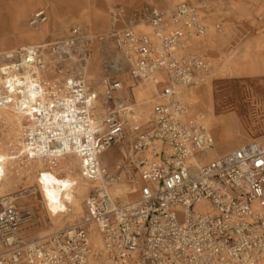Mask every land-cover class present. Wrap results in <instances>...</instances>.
Masks as SVG:
<instances>
[{"label": "built area", "instance_id": "1", "mask_svg": "<svg viewBox=\"0 0 264 264\" xmlns=\"http://www.w3.org/2000/svg\"><path fill=\"white\" fill-rule=\"evenodd\" d=\"M47 20L38 9L28 26ZM205 30L188 2L132 17L114 5L103 34L74 25L65 38L5 56L0 108L23 119L20 156H73L89 188L83 217L34 238L21 235L28 214L1 197L0 264H264V147L205 161L211 133L178 96L211 71L207 58L187 52ZM148 79L157 102L139 123L130 94ZM115 147L109 170L101 157ZM116 186L125 192L113 194Z\"/></svg>", "mask_w": 264, "mask_h": 264}, {"label": "rangeland", "instance_id": "2", "mask_svg": "<svg viewBox=\"0 0 264 264\" xmlns=\"http://www.w3.org/2000/svg\"><path fill=\"white\" fill-rule=\"evenodd\" d=\"M183 2L200 9L206 27L203 35L191 40L187 52L207 58L211 62V71L197 84L185 90L183 88L187 94L179 99L191 108L188 116L198 117L209 129L213 145L208 155L226 151V143L231 147L225 154L248 143L264 147V0H0V54L31 45L29 42H17L18 33L29 36L33 33L43 35L49 31L43 42L67 37L74 25L91 35L103 34L109 27L110 10L114 5L122 6L124 15L132 17L146 6L169 10ZM25 5L21 25L14 28L13 16L17 9ZM38 9L46 11L48 20L45 25L48 26L29 29V18ZM93 13L104 16L101 25L95 26ZM138 29L151 33L147 27ZM3 57H0V66L5 60ZM231 61L247 73L239 75L228 70ZM123 79L129 86L127 78L124 76ZM131 93L130 102L137 121L144 123L157 102L153 80L134 85ZM193 95L201 99L197 101ZM9 111L12 122H0V163L3 170L0 198L6 196L16 209L28 214L21 228L24 238L43 237L83 217L82 202L88 189L79 201L82 209H74L62 201L64 211L52 216L40 191V173L48 170L57 179L75 182L77 186L72 190L87 183L78 175V161L75 158H60L52 162L22 158L19 148L23 119L20 122L13 111ZM118 156L119 150L115 147L101 157V162L111 170ZM69 171L72 173L69 174ZM117 190L121 191L117 195L125 192L123 187L116 186L112 189L113 194ZM91 230V242L97 246L98 231L95 227Z\"/></svg>", "mask_w": 264, "mask_h": 264}, {"label": "bare ground", "instance_id": "3", "mask_svg": "<svg viewBox=\"0 0 264 264\" xmlns=\"http://www.w3.org/2000/svg\"><path fill=\"white\" fill-rule=\"evenodd\" d=\"M28 5L29 4H27V6ZM25 7H26V5L23 6L22 8H19L16 10V13L13 16V25L12 26L14 28H18L21 25L20 20H21L22 14L24 12L23 8H25ZM92 19H93V22L95 23V26H99L104 22V16H99V15H96L94 13H93ZM47 26L48 25H45L44 27H47ZM41 27H42V25L39 28H41ZM39 28H37V29H39ZM27 37H28V35H24L21 33L16 34V40L17 41H18V39L24 40ZM9 53L10 52L2 53V54H0V57L2 58L4 56L3 57V59H4L5 56L8 55ZM97 61H98L97 59H94V63L96 64V66H97ZM184 90H185V88H184ZM184 90H183V88L178 89V96L179 97H181ZM193 97H195L197 99V101H198V99H201V97L198 95H193ZM9 109H11L13 111V114L16 117V119L20 120V122H21L22 118L18 116L17 112L15 111V108L12 106L0 108V122L4 123V122H10L11 121V113H10ZM230 147H231V145L228 143H226L224 145L225 150H229ZM65 158L70 159V158H75V157L65 156L64 158L62 157L61 159H65ZM58 159H60V158H58ZM207 159L211 160L210 154L208 155ZM0 160H1V157H0ZM36 160L38 161L41 159H36ZM42 161H45V160H42ZM46 161L49 162L50 160H46ZM50 162H52V161H50ZM78 164H79V162H78ZM68 173L71 174L72 171H69ZM2 175H3V170H2L1 163H0V183H1ZM40 178L41 179L38 180V182L40 184V191L43 195L42 197L46 201L49 212L52 214V216L58 215V211L62 207V201H64V203L67 205L73 206L74 209H82V206H81L82 204L79 201L81 200V197L84 194V191L88 189L87 184L82 183L81 185H78V188L76 190H72V187H71L72 182L71 181H69L68 179H57L48 170L42 171L40 173ZM76 186H77V184H75V187ZM120 192H121L120 190H117L114 192V194L117 195ZM64 209H65V207H64ZM94 247H96V248L100 247V240H99V244L97 246H94Z\"/></svg>", "mask_w": 264, "mask_h": 264}, {"label": "crops", "instance_id": "4", "mask_svg": "<svg viewBox=\"0 0 264 264\" xmlns=\"http://www.w3.org/2000/svg\"><path fill=\"white\" fill-rule=\"evenodd\" d=\"M98 8H100V7H98ZM46 24V23H45ZM45 24H43L42 26H44ZM28 26V25H27ZM56 27H57V25H55ZM54 26V27H55ZM53 27V28H54ZM29 28V27H28ZM61 28H62V26H61ZM60 28V29H61ZM29 29H31V28H29ZM59 29V30H60ZM49 31H46L43 35H37L36 33H33V34H31V35H29L26 39H24V40H21V39H18V41L17 42H19V43H24V42H29V44H37V43H42L43 41V39H44V37L46 36V34L48 33ZM56 35H58V34H56ZM8 52V51H7ZM93 65H94V67L96 68L97 66H98V61H97V66H96V64L94 63V61H93ZM227 69L228 70H230L231 72H235L236 74H239V75H241V74H245V73H247L246 72V70L245 69H239L238 67H237V64H236V62H234V61H231L230 63H229V65L227 66ZM134 90V95H136L135 94V92H136V88H134L133 89ZM147 92H149L150 90H146ZM146 91L144 92V93H146ZM185 94H187V93H185V91L183 92V94H182V97H184L185 96ZM135 98H136V96H135ZM143 99H147L146 97H144ZM145 101V100H144ZM189 110L191 111V108L189 107ZM228 150H226V151H222V152H218L217 151V154H211L210 153V159L212 160V159H215V158H217V157H220V156H218V155H222L223 153L225 154L226 152H227ZM72 182V188L73 187H75V182H73V181H71ZM62 211H64V206L62 205V207H61V209L58 211V212H62Z\"/></svg>", "mask_w": 264, "mask_h": 264}]
</instances>
